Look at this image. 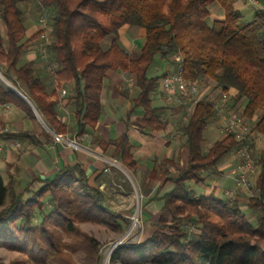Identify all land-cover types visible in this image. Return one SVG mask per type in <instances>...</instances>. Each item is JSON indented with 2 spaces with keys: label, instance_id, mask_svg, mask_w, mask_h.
Returning a JSON list of instances; mask_svg holds the SVG:
<instances>
[{
  "label": "trees",
  "instance_id": "1",
  "mask_svg": "<svg viewBox=\"0 0 264 264\" xmlns=\"http://www.w3.org/2000/svg\"><path fill=\"white\" fill-rule=\"evenodd\" d=\"M21 1L25 0H0L7 39L0 27V67L56 133L82 136L94 131L104 112L105 79L115 71L135 78L136 94L124 120L127 129L132 111L139 108L142 117L137 121L143 133L165 131L167 115L182 111V106L154 103L165 73L150 76L149 70L160 54L163 64L175 66L173 57L182 56L185 78L213 81L215 89L229 92L232 106L250 121L251 132L264 136V7L241 26L243 15L234 0H217L226 13L213 24V0H33L50 16V40L44 44L50 77L57 85L71 83L68 100L74 124L69 125L58 116V101L49 98L37 61L25 59L31 43L44 30L25 38ZM125 26L145 31V41L136 54L121 43ZM106 37L110 42L104 47ZM6 104L36 118L31 105L0 82V117ZM215 118V102L208 96L194 103L188 121L180 127L187 165L166 157L148 173L149 183H159L146 199L158 207L155 229L143 242L115 250L113 258L121 264H264V147L258 155L255 193L244 204L215 193L197 195L195 186L205 183L204 172L219 173V161L244 141L227 134L205 149L204 132ZM13 136L37 142L27 131ZM94 142L133 173L138 171L139 161L127 131L109 140L97 134ZM16 185L13 174L5 182L0 172V204L5 205L0 211V244L37 263L77 264L72 255L80 251L88 264H101L98 240L78 223H102L119 230L129 224L107 203L103 190L89 184L81 164L63 167L45 179L35 178L22 191ZM242 206L256 211L257 226ZM147 215L148 219L153 216Z\"/></svg>",
  "mask_w": 264,
  "mask_h": 264
},
{
  "label": "crops",
  "instance_id": "2",
  "mask_svg": "<svg viewBox=\"0 0 264 264\" xmlns=\"http://www.w3.org/2000/svg\"><path fill=\"white\" fill-rule=\"evenodd\" d=\"M213 2L217 4H214L213 7L210 6V24H213L217 20H223L226 13L225 8L219 1L213 0ZM252 5H260L259 8L264 7V0H234V7L242 15ZM139 37L145 39V31L142 28L125 26L121 29V43L132 54L139 52L136 51L139 46ZM27 57L29 60L40 62L37 56ZM162 66L166 69L164 73L176 67L169 63ZM45 75L43 78L50 93L49 98L58 101V116L69 125H73L74 119L71 112V103L68 100V89L71 83L61 82L57 85L48 72ZM134 83L135 78L131 74L118 71L108 73L101 92L104 112L94 131L82 136H77L76 133L71 132L62 134L65 138L75 139L79 145L77 148L67 142L56 140L53 133L55 131L45 122L29 98L30 102L26 101L33 108L36 118L29 117L26 112L11 104L5 109L3 107L0 117V172L5 182L8 181L9 174H13L17 180L19 191H22L29 181L35 178L45 179L54 175L63 167L81 164L88 176L89 184L91 186H99L100 189L106 192V189L113 187V185H118V182H116L117 172H113L108 167V162L106 161L109 160L108 158L113 157L109 152L103 151L99 145H96L94 139L98 134L104 139L109 140L127 131L133 144L132 152L139 161V169L135 173L138 175L137 180L146 198L152 196L159 183L158 181L149 183L147 175L156 163L166 157H173L180 164L179 160L182 159L183 149L180 127L183 121L179 116L181 110L175 113L171 111L167 115L169 126L165 131L145 134L140 130L141 126L137 121L142 117L141 110L137 108L131 113L127 129L124 120L127 117V111L132 108L131 98L136 94ZM11 88L15 92L16 90L20 91L16 87ZM62 89H66L65 95L62 94ZM232 91L235 92L233 89ZM203 95L206 94L203 92ZM154 98L155 100H161L157 94ZM178 106L180 105L176 104L171 107ZM20 131L34 134L37 142L13 136L14 132ZM257 137L255 146L259 150H262L264 147V137L260 134ZM236 160L231 159L229 161L235 163V166L229 164L232 168L231 171L238 166V160ZM107 168L108 170H106ZM219 171L222 172L220 168ZM232 180L229 188L224 190L226 198L227 190L235 186L234 179L232 178ZM208 181L209 178L206 177L205 183L196 188L198 196L209 195L211 193L218 195L220 193V188L215 185V182L211 183ZM210 185H213V189ZM234 199L240 202L246 201L243 195L238 194L234 196ZM149 204L156 205L155 202ZM155 207L158 210V207ZM146 214L150 215L152 213L148 210Z\"/></svg>",
  "mask_w": 264,
  "mask_h": 264
},
{
  "label": "rangeland",
  "instance_id": "3",
  "mask_svg": "<svg viewBox=\"0 0 264 264\" xmlns=\"http://www.w3.org/2000/svg\"><path fill=\"white\" fill-rule=\"evenodd\" d=\"M217 4L216 2H211V7ZM20 8L24 12V23L26 25V36L28 38L31 34L35 33L42 26V18H47L50 20L49 14L44 13L33 0H25L19 3ZM260 5H252L248 10H245L243 16L240 20V25L244 26L251 22L253 19L254 11L259 8ZM0 27L6 42V29L3 21L0 19ZM135 30V29H134ZM47 35L49 36V29H47ZM109 37H106L103 40V46L107 47L109 45ZM145 39L143 37L138 38V48L136 51H140L141 46L143 45ZM45 44V41L42 38L33 40L30 45L28 54L25 56V59H28L27 56H37L40 62H37V69L42 77H45V73H50L52 68L48 63V54L47 57H42L40 53L39 46ZM31 54V55H30ZM163 60L161 59L160 54H157L155 57L154 64L150 67L149 75L157 76L162 75L166 69L162 66ZM0 82L6 87H16L14 86L4 74L3 68L0 67ZM20 91L21 88L16 87ZM207 90V91H205ZM207 93H212L217 95L220 93V90L214 88L213 81H205L202 83L199 96L204 97ZM201 94V95H200ZM156 105L164 104L163 100H155ZM244 106V104H242ZM242 105L238 107L243 108ZM183 111L180 113L182 118ZM204 142L203 146L205 149L209 148L216 140L221 139L223 135L219 131V127L216 123V120H210L204 132ZM264 137V136H263ZM179 151V150H178ZM180 152V151H179ZM187 148L183 146L182 149V159L179 160L181 166L185 167L187 165ZM180 158V153H179ZM108 167L111 168L113 172H117L116 182L118 185H113L106 189L105 195L107 203L111 208L119 212L122 216L129 220V224L124 226V230L113 229L110 226L102 223L96 222H79L78 226L88 234L94 236L99 242V255L101 257V264H121L116 258H113V254L120 244L127 243L128 245H137L143 242L155 229L153 223L158 218V210L153 204L146 203V196L144 191L141 189L140 184L137 180L138 175L133 173L130 169L125 167L119 160L108 158ZM231 159H237L234 151H231L225 155L217 164L218 169L222 172L219 173H209L204 172L205 175L209 178L208 182L214 183L220 188V193L217 195L220 198L226 199L225 189L229 188V185L232 183L231 175V165L235 166L234 162H229ZM237 161V160H236ZM231 164V165H229ZM259 172V171H258ZM258 172L252 177V180L255 181ZM213 189V185H210ZM198 186H195L197 188ZM16 188L18 186L16 185ZM252 193H255L254 188H252ZM243 195L246 200H248L250 193L247 191L238 192L235 195ZM241 202V203H245ZM5 207V205L0 204V211ZM246 209V207H242ZM153 215L151 219H148L146 211ZM247 216L250 222L254 225H258V219L256 211L251 209H246ZM137 219L135 223L134 220ZM139 224V225H138ZM139 226V227H138ZM140 234V235H139ZM131 235V236H130ZM137 235V236H136ZM130 241V242H129ZM120 242V243H119ZM264 249V242L261 244ZM73 258L77 264H88L86 257L82 252L73 253ZM0 264H51L50 262L37 263L31 260L25 253L6 247L3 244H0Z\"/></svg>",
  "mask_w": 264,
  "mask_h": 264
},
{
  "label": "built area",
  "instance_id": "4",
  "mask_svg": "<svg viewBox=\"0 0 264 264\" xmlns=\"http://www.w3.org/2000/svg\"><path fill=\"white\" fill-rule=\"evenodd\" d=\"M41 21V29L44 30L41 38L45 43H48L50 40V37L47 35V29L50 30L49 22L47 18H42ZM39 50L42 57H47L44 44L39 46ZM173 60L177 65L173 70L165 73L161 88L156 94L168 106L176 104L182 106V121L186 123L192 112L194 103L202 98L199 96L202 83L184 77L182 56L176 55L173 57ZM8 88L12 89L10 86ZM66 92V89H62L63 95ZM206 96L215 102V120L220 133L223 136L233 133L238 139L244 140L242 144L232 150L237 157L238 166L231 171V177L234 179L235 186L227 190V198H234L236 193L244 191H247L252 196L254 195L251 191L254 185L252 177L259 171L258 155L261 152L255 146L258 137L255 133L251 132L250 121L232 106L229 92H220L217 95L207 93ZM8 106L9 104L4 105V109ZM53 133L56 140L67 142L76 148L79 147L75 139L65 138L62 134L56 132Z\"/></svg>",
  "mask_w": 264,
  "mask_h": 264
},
{
  "label": "water",
  "instance_id": "5",
  "mask_svg": "<svg viewBox=\"0 0 264 264\" xmlns=\"http://www.w3.org/2000/svg\"><path fill=\"white\" fill-rule=\"evenodd\" d=\"M14 90V89H13ZM15 91V90H14ZM16 93L19 95V96H21L23 99H25V100H27L28 102H30L29 101V99H28V97L23 93V92H21V91H17L16 90ZM54 131V130H53ZM122 245H128L127 243H123V244H120V245H118V246H122Z\"/></svg>",
  "mask_w": 264,
  "mask_h": 264
},
{
  "label": "bare ground",
  "instance_id": "6",
  "mask_svg": "<svg viewBox=\"0 0 264 264\" xmlns=\"http://www.w3.org/2000/svg\"><path fill=\"white\" fill-rule=\"evenodd\" d=\"M134 222L136 223L137 222V219L135 218ZM139 225V224H138ZM139 227V226H138ZM140 235V234H139ZM131 236V235H130ZM137 236V235H136ZM130 242V241H129ZM120 243V242H119Z\"/></svg>",
  "mask_w": 264,
  "mask_h": 264
}]
</instances>
